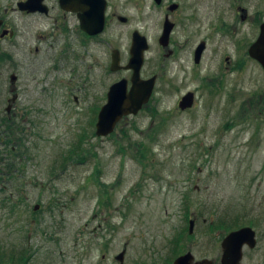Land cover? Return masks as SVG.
<instances>
[{"label":"rangeland","instance_id":"374dc122","mask_svg":"<svg viewBox=\"0 0 264 264\" xmlns=\"http://www.w3.org/2000/svg\"><path fill=\"white\" fill-rule=\"evenodd\" d=\"M171 2L180 7L178 63L165 66L157 60L165 11L153 0L123 1L131 22L111 23L100 65L79 56L54 69L51 48L32 37L47 34L51 21L20 19L21 36L44 57L19 71L7 66L0 78V255L17 258L28 248L20 261L0 257V264H168L181 235L178 256L218 264L229 234L214 229L219 223L256 230V249L245 247L242 264H264V70L247 55L264 23V0ZM240 4L249 8L246 21ZM129 29L150 40L141 74L169 67L172 77L178 72L177 90L163 83L151 104L97 137L107 92L132 77L110 70L117 46L119 66L129 62ZM188 92L194 107L179 110Z\"/></svg>","mask_w":264,"mask_h":264},{"label":"flooded vegetation","instance_id":"af4514ba","mask_svg":"<svg viewBox=\"0 0 264 264\" xmlns=\"http://www.w3.org/2000/svg\"><path fill=\"white\" fill-rule=\"evenodd\" d=\"M123 1H125L126 3H132V0H107L105 29L102 33L90 35L81 28L78 15L62 8L59 3L60 0H0V78H2L6 74L7 66L12 67V70L14 71H19V68L21 66L27 65L28 63L36 64L44 57V55H42L44 54L43 49H41L38 45L35 47V49H33L30 46L31 40L21 36V33L18 30V25L20 19L22 18L31 19L32 21L33 19H35V22L36 20H43L45 18L46 21H51L50 26L52 27L47 32V34H36V36H32L31 34V36L37 37L36 40L41 43L43 42V44L46 43L49 48H51L52 55L50 59L54 69L59 70L58 68H61L62 65L66 66V62L70 57H72L73 59H79V56L82 60L83 58H87L89 56V58L93 59V61H95L97 65H100V62H102L101 49L104 42L107 41V39L104 40L103 37L106 35V31L108 30L111 23L113 24L115 22H119V24L122 26H128L131 22V19L126 14L127 11H130L131 7L128 8V5L123 4ZM244 1L247 2L248 0H242V2ZM249 1L251 2L252 0ZM153 2L156 6L164 8V22L168 20L173 25L168 46L163 47L159 42L162 51L161 56L157 60L158 62L162 63L161 66H165L166 62L168 61H170V63H178V38L174 37L178 31V28L181 26V22L178 20L179 18H177L180 7L176 3H167V0H163L162 4H157L154 0ZM172 4H176V7H174V9H171L172 7L170 5ZM238 10H242L240 14L241 19L243 17L242 21H246L250 18L249 8L247 7V5L240 4L238 6ZM14 14H16V16ZM72 18H74L75 20V29L72 32L74 33V35H72L70 30V21ZM191 18L192 17L189 16L187 19ZM261 23H259L260 29L258 33H256L258 34L256 40H258L261 35ZM135 31L137 30L129 29L126 33L127 37L125 41H127V44L130 45L128 50L129 54L132 46L133 34ZM72 39H74V41ZM148 39L149 38H147L146 40L148 41L150 49V40ZM110 41L111 39L108 40L109 43H111ZM158 41H160V38ZM74 46L79 48L78 52L74 51ZM114 55L119 57L120 64L122 62H125L124 54L117 46V48L112 50L110 65H112ZM229 59L230 58H226V61L229 62ZM147 62L148 60H145L144 67L146 66ZM157 64L158 63L156 62L154 67H157ZM258 65H260V63ZM260 66L262 67V65ZM125 67L126 65H121V68H123L124 70ZM123 69H120L119 71ZM168 69L169 67H167V69L165 70H160L158 68V71L151 72L147 75H142L144 81L150 80L154 76L157 77L155 88L153 90L154 92L151 99L149 100L150 102L148 103V105L153 102L152 100H155L159 88H161V86L162 89L164 88L163 83H165L173 90H177V87L175 86L178 85V72L176 74V77H172L168 74ZM126 72H130L131 74L133 73L129 70H126ZM11 77H15V81H18L17 75L12 74ZM13 85L14 86L10 88L14 91V89L16 88V82ZM13 97H17V94H14ZM176 105L178 106V100ZM245 247H248L251 250L256 249L250 248L248 245H245L244 249ZM244 249H242L243 252ZM195 262H197L196 264H199L198 262L200 261Z\"/></svg>","mask_w":264,"mask_h":264},{"label":"water","instance_id":"95a60500","mask_svg":"<svg viewBox=\"0 0 264 264\" xmlns=\"http://www.w3.org/2000/svg\"><path fill=\"white\" fill-rule=\"evenodd\" d=\"M157 4H162V0H155ZM62 8L73 13H77L81 28L90 35H96L102 33L105 29L106 23V9L107 0H60ZM176 5H173L171 9H174ZM243 18V17H242ZM124 20V19H122ZM173 25L166 21L163 35L160 39V44L163 47H167L169 44V38ZM206 43L202 42L195 53V63L201 62V57L206 49ZM149 49L148 41L139 31L134 32L132 46H131V58L126 66L127 70L133 71L131 81L132 86L129 88L128 80L123 79L120 82L114 83L111 86L108 95L107 102L100 109L98 113V121L96 123V134L98 137H108L115 131L116 125L124 117L136 115L143 109V107L149 102L157 79L153 77L151 80L144 81L141 78V71L145 53ZM249 55L259 61L264 67V24L261 26V35L256 43L251 44L249 48ZM119 57L114 55L111 70L114 72L120 69ZM12 82H15V77L12 78ZM195 102L194 93L190 92L185 95L179 103L180 110H186L192 108ZM39 207L36 206L35 210ZM195 220H191L189 232L193 234ZM256 232L251 227H244L238 230H234L228 234L224 240H222L223 255L219 264H242L243 250L245 245L250 248H256L257 239ZM126 250H123L117 255V260L123 262ZM201 264H214V261L203 260ZM172 264H195V257L191 252L178 257Z\"/></svg>","mask_w":264,"mask_h":264},{"label":"trees","instance_id":"16d2710c","mask_svg":"<svg viewBox=\"0 0 264 264\" xmlns=\"http://www.w3.org/2000/svg\"><path fill=\"white\" fill-rule=\"evenodd\" d=\"M145 151H147V148H145ZM145 151H140V152H138L140 155H143V154H147ZM144 157V156H143ZM146 157V156H145ZM0 173H1V170H0ZM248 225H252V222H249V223H247ZM234 227V224H230V225H226L225 223H219V224H217L216 226H215V228L214 229H218V230H221V231H224V232H230L229 230H231L232 228ZM182 236V235H181ZM181 236H179V238H181ZM179 238H176L175 240H174V244L176 245L175 246V252H174V254L171 256V260L172 259H175L176 257H178V251L179 252H181L180 250H181V243L179 242L180 241V239ZM178 243H179V246H178ZM25 252H28V248L27 249H24L23 250V252L17 257V258H15V255H12L11 257L10 256H5V255H0V257H1V259H3L4 261H6L7 260V262H10V261H12L13 263H15V261L17 262V260L18 261H20L21 260V255L23 254V253H25ZM28 259V258H27ZM171 260H169L168 261V264H171L172 263V261ZM19 263H22V264H25V261H23L22 260V262H19Z\"/></svg>","mask_w":264,"mask_h":264}]
</instances>
